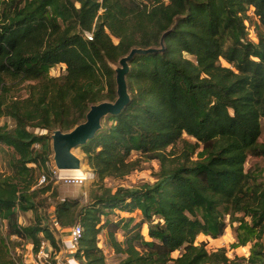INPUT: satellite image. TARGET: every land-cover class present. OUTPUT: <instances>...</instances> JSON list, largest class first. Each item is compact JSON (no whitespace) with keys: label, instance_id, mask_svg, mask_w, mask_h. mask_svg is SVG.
Here are the masks:
<instances>
[{"label":"trees","instance_id":"obj_1","mask_svg":"<svg viewBox=\"0 0 264 264\" xmlns=\"http://www.w3.org/2000/svg\"><path fill=\"white\" fill-rule=\"evenodd\" d=\"M261 28L264 0H0V117L14 122L0 126V149L12 168L0 172V221L8 227L0 264H26L14 253L13 235L35 254L43 242L50 258L52 248L60 250L40 212L51 189L38 185L53 157L51 134L84 121L91 105L116 100L112 64L134 47L159 50L130 60L131 100L81 146L102 190L92 189L87 204L58 203L56 228L81 225L74 257L82 264H107L99 246L106 228L122 256L117 264H264V177L246 169L250 157L264 159ZM60 64L65 73L52 76ZM147 161L159 164L153 182L105 188V179ZM114 207L137 210L143 220H104ZM29 211L33 221L20 224V213ZM235 223L233 247L252 243L249 257L197 242L200 235L219 238Z\"/></svg>","mask_w":264,"mask_h":264},{"label":"rangeland","instance_id":"obj_2","mask_svg":"<svg viewBox=\"0 0 264 264\" xmlns=\"http://www.w3.org/2000/svg\"><path fill=\"white\" fill-rule=\"evenodd\" d=\"M77 5H79L77 3ZM252 17L253 24L256 21V16L253 12H249ZM248 26L249 23L247 22ZM257 30V29H256ZM254 29L253 26L249 27L250 38L254 41H257L256 33H258ZM264 32V28L260 29ZM224 65L229 66L226 62H223ZM113 67H116L117 64H112ZM66 65H57L51 69L52 76H61L65 73ZM22 94H25V91H22ZM8 124L9 126H13L14 122L8 117H0V126L4 124ZM263 132L260 138V141L264 143V120L262 121ZM40 130H37L39 132ZM47 131H41V133H46ZM189 140L194 141L193 138L186 136ZM39 146V145H37ZM75 152L79 154L82 158L83 164L82 167L85 168V172L87 174V178L84 181L74 180L75 176L72 173H66L59 170L53 157L49 161V167L42 169L39 171V176L41 174H45L48 178L47 183L43 184V186H51V189L43 195V197H47V202L40 209V212L43 213V216L46 218L45 221L51 226L53 232L56 234L57 238L60 241V250L56 251L52 248V254L50 258V264H82L79 259L76 258L77 263L74 261L73 253L69 251V248L65 244V240L68 238L67 230L63 229L59 231L54 225V221L56 219V205L58 203L64 202L65 200H75L79 198L81 202L88 203L91 200V190L99 189V184H96L94 173L91 170L90 166L85 162V155L82 152L81 147L75 149ZM133 157H137L134 153ZM9 157L4 155V151L0 149V172L4 174H11L12 168L10 166V162L8 161ZM264 167V159L250 157L248 162L246 163V169H253L255 172H260L259 180H263L264 172L262 169ZM87 169V170H86ZM159 169V164L157 161H147L144 162L141 166L140 170H136L131 174L123 177V178H113L109 177L105 179L104 186L105 188L112 189L115 192L119 187H137L142 185L145 182H153L154 173ZM93 173L91 177L89 174ZM128 201V200H127ZM34 213L32 211L29 212H21L20 213V224L28 225L34 219ZM133 218L134 221L132 224L140 223L143 220V216L137 210H126L122 211L118 207H114L113 209L107 208L106 214L103 216V219L106 220L109 218L112 221L117 220H128L129 218ZM79 223V222H77ZM234 226H237V223L230 226L225 233L219 238H212L211 236L200 235L197 238V242H205L207 244V248L209 250H215L221 247L227 248V254L229 257L233 258L235 255L249 257L251 253L252 243H248L245 246H240L237 248L233 247V244L237 242L236 232ZM142 232L148 238V224H142ZM8 227L6 221H0V235H7ZM119 240H123L124 237L122 235V231L117 234ZM108 228L104 229L99 235V246L103 249L107 264H117L122 256L117 254L113 247H111L108 242ZM12 247L14 248V253L17 255L21 254L23 256V260L27 264H35L32 258V248L33 245L31 243H27V241L18 238L17 236H11ZM181 251H176L174 256H178Z\"/></svg>","mask_w":264,"mask_h":264},{"label":"water","instance_id":"obj_3","mask_svg":"<svg viewBox=\"0 0 264 264\" xmlns=\"http://www.w3.org/2000/svg\"><path fill=\"white\" fill-rule=\"evenodd\" d=\"M158 50L154 47L132 48L127 55L120 58L118 65L114 67L117 87L116 100L91 105L85 120L69 131L53 130L51 134L53 160L59 170L81 168L83 161L79 154L75 152V149L86 144L95 136L102 128V121L106 116L119 113L131 100L127 80L130 71V60L136 54H148Z\"/></svg>","mask_w":264,"mask_h":264},{"label":"built area","instance_id":"obj_4","mask_svg":"<svg viewBox=\"0 0 264 264\" xmlns=\"http://www.w3.org/2000/svg\"><path fill=\"white\" fill-rule=\"evenodd\" d=\"M85 37L88 40L93 39V32H90V31L85 32ZM89 175L92 177L93 173L91 172ZM74 180L84 181V179L80 180L76 177ZM47 181H48L47 176L45 174H41L39 177V180H38V185L39 186L43 185V184L47 183ZM54 225L56 227H59V224L56 221L54 222ZM66 230L68 233L67 234L68 238L65 240V244L69 248V251L73 253V257H74L75 252L79 248L80 240L82 237V227L80 224H76V225H74L71 228H68ZM50 249L51 248L49 247V245L46 242L42 243V247H41L40 251H38L37 254H35L33 252V248H32L31 254H32L33 262L35 264H50ZM74 261H75V263H77V260L75 257H74ZM25 262H26V260H25Z\"/></svg>","mask_w":264,"mask_h":264},{"label":"bare ground","instance_id":"obj_5","mask_svg":"<svg viewBox=\"0 0 264 264\" xmlns=\"http://www.w3.org/2000/svg\"><path fill=\"white\" fill-rule=\"evenodd\" d=\"M61 171L66 172V173H72V175H74L76 178H78L80 180L81 179L85 180L87 178L85 168L82 166H81V168H77V169H61Z\"/></svg>","mask_w":264,"mask_h":264}]
</instances>
